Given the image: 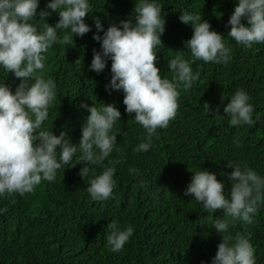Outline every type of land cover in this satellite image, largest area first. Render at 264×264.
<instances>
[{
    "label": "trees",
    "instance_id": "obj_1",
    "mask_svg": "<svg viewBox=\"0 0 264 264\" xmlns=\"http://www.w3.org/2000/svg\"><path fill=\"white\" fill-rule=\"evenodd\" d=\"M236 0H162L166 30L163 45L158 46L157 66L162 76L171 78L168 60L178 51L190 58L184 41L193 28L179 19L182 10L200 12L212 27L223 33L232 47L227 63H192L198 78L190 88L178 89L179 108L167 128L158 129L147 152L133 151L145 129L125 111L122 90L106 89L110 80L111 61L101 73L89 68L92 49L100 43L93 38L94 17H100L105 28L119 19H127L135 0H91L85 20L92 29L75 35L71 44H54L46 55V75L57 84V98L49 110L46 126L59 134L66 131L73 143H79L81 126L89 112L81 107L100 102L116 104L122 113L115 130L118 146L109 159H120L114 174L116 181L111 198L93 201L87 193L88 178L80 168L88 162L64 165L55 181L43 180L35 191L0 196V264H201L217 251L222 234L213 226L223 210L208 213L185 189L193 172L208 168L225 181L233 169L228 161L248 164L264 175V42L251 48L237 44L228 35L227 21ZM47 0H41L43 8ZM51 11V10H49ZM59 15L47 17L55 25ZM43 21L38 17L34 23ZM247 23V21H244ZM60 35L67 30H58ZM15 89L19 78L0 68V80ZM243 87L255 106V125L233 126L224 114L227 99ZM210 105V110L205 107ZM218 109V112H217ZM239 137V147L233 142ZM74 156L73 163L76 162ZM105 164L108 163L106 160ZM99 171L102 166L92 165ZM135 168V173L129 169ZM251 224L233 220L230 231L246 233L255 247L256 264H264V205L258 207ZM111 220L122 225L132 223L135 232L119 252L107 245V227Z\"/></svg>",
    "mask_w": 264,
    "mask_h": 264
},
{
    "label": "clouds",
    "instance_id": "obj_2",
    "mask_svg": "<svg viewBox=\"0 0 264 264\" xmlns=\"http://www.w3.org/2000/svg\"><path fill=\"white\" fill-rule=\"evenodd\" d=\"M40 3L41 0H0V68L19 78L14 90L4 79L0 80V196L33 192L43 180L55 181L64 165L87 161L78 174L88 178L86 190L90 198L104 201L113 194L114 174L121 162L109 159L110 154L123 153L117 133H126L115 130L117 121H121L120 108L114 103L82 101L81 107L89 115L81 126L78 144L66 131L56 134L53 127L45 125L58 91L56 81L46 75L45 54L54 44H71L75 35L83 36L92 29L85 20L91 0H47L43 8ZM163 6L162 0H135L127 19H119L106 28L100 17H94L93 38L100 47L92 49L89 68L101 73L111 61V76L105 87L110 92L123 91L125 111L134 113L135 121L145 129L133 149L137 153L150 150L158 129L167 128L175 119L178 89L181 85L190 88L199 76L192 63L203 60L222 64L232 58V47L223 33L204 19V14L182 10L179 19L193 28L191 37L184 41L191 56L178 51L168 60L171 78L162 76L156 61L166 30ZM52 12L59 15L55 25L47 20ZM38 17L43 21L40 24L34 23ZM227 25L228 35L237 44L251 48L254 43L264 42V0H236ZM61 29L67 30L63 36L58 31ZM204 105L210 110L207 102ZM254 112L250 93L243 87L224 105V114L233 126L255 125ZM233 142L237 147L241 144L239 137ZM92 165L102 168L97 171ZM228 167L233 169L226 174L231 181L230 192L216 172L200 167L191 170L193 175L185 195H191L208 213L223 210L213 220L222 240L210 264H256L255 247L249 236L244 232L233 234L230 223H253L258 207L264 205V175L243 162L228 161ZM129 172L135 173L136 169L130 168ZM5 211L0 208V213ZM107 230V245L111 251L119 252L133 236L135 225L111 220Z\"/></svg>",
    "mask_w": 264,
    "mask_h": 264
}]
</instances>
